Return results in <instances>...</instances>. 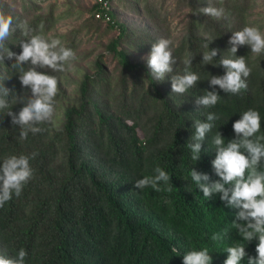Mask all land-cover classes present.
I'll return each instance as SVG.
<instances>
[{"label": "trees", "instance_id": "obj_1", "mask_svg": "<svg viewBox=\"0 0 264 264\" xmlns=\"http://www.w3.org/2000/svg\"><path fill=\"white\" fill-rule=\"evenodd\" d=\"M42 1H46L45 8ZM141 2L144 14L157 26V16L148 7L151 4ZM176 2L188 14L182 35L170 45L177 61L173 74L183 72L182 61L191 53V70L200 77L182 95L172 93L171 74L156 81L148 59L131 57L128 47L150 54L160 37L128 28L112 10L113 22L105 28L115 27L118 33L104 49L115 57V68L109 70L103 54H98L91 61L92 73L82 72L78 79L69 74L72 63L89 55L79 50L80 32L98 30L103 23L93 15L101 9L97 2L80 26L60 33L54 28L66 15L56 13L55 1L0 0V10L12 15L14 23L27 21L36 32L42 26L46 36L59 38L77 57L64 72L38 69L58 78L55 111L50 121L37 125L40 132H29L24 140L19 137V126L6 113H18L23 105L16 102V95L31 96V89L22 87L17 69L11 66L14 58L0 60V87L10 90L6 97L9 107L0 110V163L11 155H26L32 157L33 169L21 194L13 193L0 207V255L15 257L23 248L28 254L25 264H183L186 252L207 248L212 264H223L226 249L243 244L248 256L256 257L258 239L242 240L233 226V221L244 223L236 220L239 209L228 207L220 199L221 193L204 198L190 171L194 168L208 175L209 183L220 179L213 167L216 149L212 137L219 132L225 144L235 139L232 125L248 109L259 112L260 134H264V54L251 53L247 45L238 47L236 56H245L251 68L247 89L239 94L211 85L210 76H223L225 69L202 63V53L208 50L203 33L215 38L209 49L218 50L216 64L223 56L231 57L232 32L245 25L258 26L264 32V14L249 19L255 0H223L222 5L212 0L211 6L225 9V16L219 19L195 13L210 6L208 0ZM21 39L24 37L17 30L5 48L18 55ZM205 90L219 93L215 106L196 103ZM208 113L218 118L201 142L196 162L187 143L195 132L194 121L207 122ZM157 166L170 175V184L161 182L159 192L151 186L135 189V181L155 175ZM169 186L171 192L166 190ZM214 233L223 238L213 241ZM241 264H248L247 257Z\"/></svg>", "mask_w": 264, "mask_h": 264}, {"label": "clouds", "instance_id": "obj_2", "mask_svg": "<svg viewBox=\"0 0 264 264\" xmlns=\"http://www.w3.org/2000/svg\"><path fill=\"white\" fill-rule=\"evenodd\" d=\"M222 5L223 0H218ZM210 6L199 8L195 13H203L207 16L219 19L225 16L224 7L211 6L212 0H208ZM17 30L20 31L21 39L19 47L21 52L17 55L10 48H5V42L12 37ZM207 43L204 45L207 51L202 53V63L211 64L214 67H223V76H210L208 79L213 86H219L225 93L239 94L247 89L246 78L251 73V68L246 63L245 56H236L239 46L247 45L251 53L264 54V32L258 26L245 25L241 30L232 32L229 40L231 47L228 51L231 57H221L214 64V58L218 54L217 49H209V44L215 39L209 34L203 33ZM172 41L160 38L152 44L148 58V67L156 81H163L166 75H170L172 93L185 94L200 80L199 75L191 70L194 56L189 53L183 59L184 70L182 73L173 74V65L176 59L170 48ZM15 60L11 66L17 69L19 81L24 89H31V96H17L16 102L21 103L18 113L12 110L6 115L11 117V123L18 125L21 140L27 138L28 133L33 134L41 131L37 125L50 121L55 111V97L58 93V78L55 75L38 69H51L52 72L66 71V65L77 57L74 51L66 47L59 38L46 36L42 31L36 32L27 21L14 23L13 16L0 10V60ZM28 67H25V65ZM10 90L0 87V110L7 109L9 102L6 97ZM14 92V90H12ZM220 100L216 91H207L198 96L196 103L203 107H213ZM207 122L195 120L194 134L187 143L191 150V158L198 161L201 152V142L207 133L214 127V121L218 118L215 113H208ZM236 138L225 144L224 138L219 132L212 137V143L216 149V158L213 167L216 175L220 178L209 183V176L190 171L192 182L202 191L203 197L210 199L213 193H221L220 199L227 201L230 208H238L236 220L244 223H236L233 226L238 234L247 242L258 239L256 245V257L248 256L243 244H235L226 249L227 258L223 264H241L247 257L248 264H264V134L261 133V117L257 110L248 109L240 114V119L233 125ZM35 153L33 154V157ZM32 157L26 155H11L5 157L0 163V207L12 199L13 193L19 196L24 185L32 178L33 169L30 166ZM155 175L145 176L135 181V189H144L151 186L155 191H161L160 184L169 185L170 175L157 166ZM168 192L172 187L166 188ZM231 193V195H229ZM227 232V230H225ZM213 241L222 239V235L214 233ZM176 251V249H173ZM25 249L21 248L15 257L0 255V264H25L27 257ZM183 264H212V256L207 248L191 250L183 255Z\"/></svg>", "mask_w": 264, "mask_h": 264}, {"label": "rangeland", "instance_id": "obj_3", "mask_svg": "<svg viewBox=\"0 0 264 264\" xmlns=\"http://www.w3.org/2000/svg\"><path fill=\"white\" fill-rule=\"evenodd\" d=\"M56 2L55 11L57 14L65 13L56 23L54 30L56 32H66L70 29L80 26L83 19L88 17L89 8L95 0H50ZM142 0H109L111 10L116 14L119 22L125 23L128 28L137 32H147L157 35L160 38H167L175 44L183 33V25L187 18L188 10L186 7L177 5L176 0H146L151 5L148 6L157 16V26H153L151 20L144 14V2ZM249 19L257 20L264 14V0H255ZM46 1H42V7L45 8ZM106 23H102L98 30L82 29L80 32L81 43L79 50L88 52L89 55L81 60L72 63L69 74L78 79L82 72L92 73L91 61L95 55L103 54V60L109 70L115 68L116 59L112 53L104 49L107 41L115 37L118 33L117 28L107 30ZM131 57L135 61H143L149 58V53L138 52L128 47ZM73 86L68 88L69 94H73Z\"/></svg>", "mask_w": 264, "mask_h": 264}, {"label": "built area", "instance_id": "obj_4", "mask_svg": "<svg viewBox=\"0 0 264 264\" xmlns=\"http://www.w3.org/2000/svg\"><path fill=\"white\" fill-rule=\"evenodd\" d=\"M101 7V9L96 10L93 12L95 18L102 20L104 23H112L113 20L109 14L111 10L110 5L107 3L106 0H95Z\"/></svg>", "mask_w": 264, "mask_h": 264}]
</instances>
